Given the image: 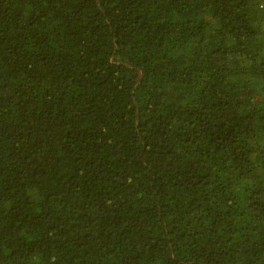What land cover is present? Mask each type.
<instances>
[{
  "label": "trees",
  "instance_id": "1",
  "mask_svg": "<svg viewBox=\"0 0 264 264\" xmlns=\"http://www.w3.org/2000/svg\"><path fill=\"white\" fill-rule=\"evenodd\" d=\"M0 264H264V0H0Z\"/></svg>",
  "mask_w": 264,
  "mask_h": 264
}]
</instances>
